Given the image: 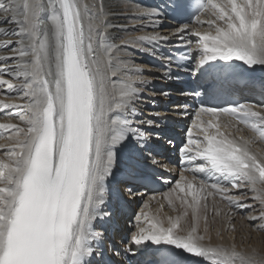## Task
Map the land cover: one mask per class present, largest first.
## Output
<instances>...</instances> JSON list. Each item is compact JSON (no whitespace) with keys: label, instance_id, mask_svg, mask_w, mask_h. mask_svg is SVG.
Segmentation results:
<instances>
[{"label":"snow or ice","instance_id":"obj_1","mask_svg":"<svg viewBox=\"0 0 264 264\" xmlns=\"http://www.w3.org/2000/svg\"><path fill=\"white\" fill-rule=\"evenodd\" d=\"M192 6L189 0H172L171 4L173 10L189 14ZM195 7L197 13L211 12L215 17L208 22L215 26L214 34L195 32L199 38L196 48L201 52L198 65L235 59L250 69L264 67V0H196ZM85 11L87 5L82 8L79 0H0V24L17 26L0 28V34L20 37L0 45H19L11 55L0 57V61H18L11 69L0 68V75L22 77L20 89L27 100L23 105H11L24 109L17 115L26 128L0 124V128L16 131L9 162L0 161V264H90L86 258L99 254L90 241L104 237L103 232L93 230L92 222L101 215L112 216L103 206L109 194L106 181L117 167V145L129 148L153 166L157 163L150 151L155 137L132 127L127 119L110 116L114 109H128L133 99L143 94L137 85L146 81L140 77L126 80L118 95L110 89V77L117 75L111 70L114 46L106 47L104 56L98 54L93 40L94 34L99 35V25L91 17L86 24ZM195 19L200 22V15ZM186 30L188 25L178 28L177 33ZM164 67L163 75L170 77L172 69ZM206 71L201 69L202 74ZM0 84L15 87L5 79H0ZM3 106L10 107L6 103ZM200 113L210 114L217 121L221 115L234 118L264 139V113L250 104L201 107ZM146 123L158 128L153 121ZM193 127L202 132L203 140L191 139L189 132L186 158L190 162L197 157L206 161L197 164L195 171L219 173L231 189L250 185L258 193L254 198L264 200V189L256 188L258 183L264 184V160L250 152L248 141L229 139L213 120L205 127L199 114ZM209 128L216 129V134H210ZM150 178L146 172L127 171L122 183L128 187L122 194L134 197L137 183ZM187 187L193 203L188 204L187 199L183 203L189 208H199L200 200L206 199L201 195L206 188L211 189L208 196L219 193L230 204L250 207L238 196L228 195L230 188L220 183L206 185L200 181L197 189L189 182ZM177 188L184 192L180 184ZM199 219L196 215L194 226L186 234H180V217H169L167 227L163 221L151 219L131 240L136 245L152 242L160 246L154 250L155 264H178L176 249L208 258L214 264H264V255L259 253L203 243ZM259 219H264V214Z\"/></svg>","mask_w":264,"mask_h":264},{"label":"bare ground","instance_id":"obj_2","mask_svg":"<svg viewBox=\"0 0 264 264\" xmlns=\"http://www.w3.org/2000/svg\"><path fill=\"white\" fill-rule=\"evenodd\" d=\"M159 2L160 0H79L82 8L87 5V11L84 13L85 23L87 24L88 18L91 17L92 21L99 25L97 29L99 35L94 34L93 40L98 54L104 56V49L114 46L111 70L116 71L117 75L110 77V89L118 95L122 82L135 80L137 77L146 81L143 85H137L143 94L136 96L128 109H114L110 116L121 120L127 119L132 127H140L142 131L151 133L155 138L150 142V151L157 161L153 166L151 161H146L129 148H120L117 145L119 150L117 167L113 169L114 175L106 181L109 194L103 206V210L112 213V216L106 218L101 215L92 222L93 230L103 232L104 237L90 241L93 249L98 250L99 254L87 259L90 264H104L105 259L109 258H112L115 264H142L145 259L155 257L154 249L158 245L152 242L134 244L131 237L136 234L139 227H147L151 219L163 221L164 226L167 227L169 217L173 219L180 217V234H186L194 226L196 215L200 217L198 232L205 236L203 243L206 245L234 246L240 252L264 255V219H259L261 214H264V200L254 198L258 196V193L252 191L250 185L236 190L231 189V185L225 179L221 183L223 187L230 188L228 195L238 196L250 207L230 204L219 193L208 196L210 188H206L201 193L206 199L200 200L198 209L189 208L183 203L184 199H187L188 204L193 203L187 185L189 182L194 183L198 189L200 180L178 171V158L173 150L179 148L178 139L185 140L184 129L181 126L187 125L191 120L192 124L188 131H191L192 135L202 137V132L193 127L197 123L199 114L205 127L208 120H213L219 123V131L224 136L238 143L242 142L241 138L243 141H248L247 147L250 152L262 160H264V139L246 126L235 125L225 115H221L217 121L210 114L200 113V109L194 110L190 107L189 104L195 101L194 92L189 90L191 84L185 85V79L176 77L177 69L173 66L172 60L165 55L164 50L173 51L177 46L185 44L191 46L193 63L190 68L184 70V74L190 75L197 81L201 75V69H209L219 62L216 60L209 61L206 65H198L201 52L196 48L199 38L195 36V32L214 34L215 26L208 22L215 17L211 12H207L205 17L200 18V22L196 20L194 24L188 25L189 30L177 33V29L184 25L170 24L162 18V14L146 15L152 11L160 13L157 9ZM45 23L50 22L45 21ZM217 23L221 22L217 21ZM0 28L10 30L17 26L0 24ZM153 35L161 38L138 39ZM19 38L14 34H0V45L5 41H16ZM18 47L17 44H12L8 48L0 46V57L11 55L12 49ZM155 60L173 67L170 77L163 75L165 70L151 64ZM16 63H18L16 60L0 61V68L11 69ZM141 69L143 71H139ZM255 69L259 77L264 80V67L255 66ZM0 79L8 80L15 85L14 88H8L7 85L0 84V102H2L0 103V124L26 128L27 125L17 115V113H23L24 109L11 106L27 103V100L22 98L23 91L20 89V85L24 82L23 78L17 79L14 75L4 73L0 75ZM114 84L115 88L112 89ZM228 84L241 91L244 98L256 101L254 110L264 113V82L256 85L250 81L241 87L236 80H231ZM163 93L168 94L163 95ZM4 103L10 107L5 108ZM142 121L145 123L141 124ZM147 121H153L158 128H151ZM209 133L216 134V129L209 128ZM15 137L14 129L0 128V161L9 162L10 151L16 143ZM129 158L136 159L144 166L141 168L148 167L150 172L152 171L150 177L167 189L160 191L136 186L134 197L128 196L126 192L122 194V189H126L128 185L122 183L123 179L117 177L116 172L127 164L125 160ZM134 170L137 171V169ZM146 173H148L147 170ZM177 184L184 187V192L177 188ZM256 188L264 189V184L258 183ZM123 197L127 201L120 204L119 199ZM185 211L187 216L184 215ZM190 264H214V261L198 257L191 259Z\"/></svg>","mask_w":264,"mask_h":264},{"label":"rangeland","instance_id":"obj_3","mask_svg":"<svg viewBox=\"0 0 264 264\" xmlns=\"http://www.w3.org/2000/svg\"><path fill=\"white\" fill-rule=\"evenodd\" d=\"M115 85V84H114ZM190 123L191 122H189L188 124H187V130H189V128H190ZM127 165H130V164H127ZM165 189H167V188H163V187H160L159 189H157V190H160V191H162V190H165ZM169 190V189H168ZM172 197V196H171Z\"/></svg>","mask_w":264,"mask_h":264}]
</instances>
